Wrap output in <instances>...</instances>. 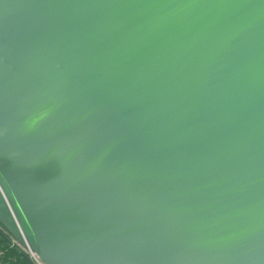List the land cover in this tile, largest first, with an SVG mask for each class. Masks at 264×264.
Here are the masks:
<instances>
[{
  "label": "water",
  "instance_id": "1",
  "mask_svg": "<svg viewBox=\"0 0 264 264\" xmlns=\"http://www.w3.org/2000/svg\"><path fill=\"white\" fill-rule=\"evenodd\" d=\"M0 229L43 264H264V0H0Z\"/></svg>",
  "mask_w": 264,
  "mask_h": 264
},
{
  "label": "trees",
  "instance_id": "2",
  "mask_svg": "<svg viewBox=\"0 0 264 264\" xmlns=\"http://www.w3.org/2000/svg\"><path fill=\"white\" fill-rule=\"evenodd\" d=\"M8 235L0 229V253L2 264H34L27 255H25L18 246L12 247V243L7 241Z\"/></svg>",
  "mask_w": 264,
  "mask_h": 264
},
{
  "label": "built area",
  "instance_id": "3",
  "mask_svg": "<svg viewBox=\"0 0 264 264\" xmlns=\"http://www.w3.org/2000/svg\"><path fill=\"white\" fill-rule=\"evenodd\" d=\"M12 245H13L12 247H14V246H18L14 241H12ZM18 247H20V246H18ZM20 248H21V247H20ZM21 250H22V252H23L25 255H27V256L29 257L30 260L33 261L34 264H43V263L39 260V258H38L37 256H35L34 254H32V253H30V252H27V251L23 250L22 248H21ZM1 256H2V253H0V264H2V262H1Z\"/></svg>",
  "mask_w": 264,
  "mask_h": 264
},
{
  "label": "crops",
  "instance_id": "4",
  "mask_svg": "<svg viewBox=\"0 0 264 264\" xmlns=\"http://www.w3.org/2000/svg\"><path fill=\"white\" fill-rule=\"evenodd\" d=\"M32 261V260H31ZM33 262V261H32Z\"/></svg>",
  "mask_w": 264,
  "mask_h": 264
}]
</instances>
